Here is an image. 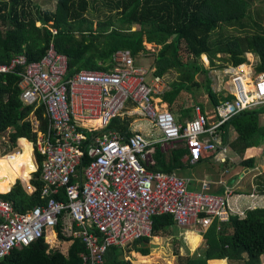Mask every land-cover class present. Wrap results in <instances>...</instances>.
Here are the masks:
<instances>
[{"label": "built area", "instance_id": "obj_1", "mask_svg": "<svg viewBox=\"0 0 264 264\" xmlns=\"http://www.w3.org/2000/svg\"><path fill=\"white\" fill-rule=\"evenodd\" d=\"M13 73L19 76L20 103L32 107L34 128H39L36 109L42 108L48 120L46 131L37 132L32 144L33 154L41 157V197L47 204L19 213L0 199V259L56 235L60 225L63 236L83 244L81 264H104L111 246L127 247L152 237L154 216L167 214L176 227L203 232L214 219L226 222L229 215L243 217L256 208L252 203L245 211L233 209L230 190L208 193L202 181L201 191H191L189 179L176 172L148 169L154 144L165 151L183 143L190 164L207 154L227 158L222 127L243 112L264 107V72L255 71L251 56L237 66L212 70L214 92L222 99L210 113L192 105V119L182 122L161 101L169 82L155 75L154 68L138 66L129 50L115 51L107 71L69 75L66 57L50 44L39 61L18 55L0 63V75ZM123 112L133 119L130 136L107 129ZM141 122L148 124V135L138 129ZM9 145L0 147V158L18 153ZM84 157L90 161L80 177ZM18 180L27 195L36 192L31 177ZM60 194L64 201L57 199Z\"/></svg>", "mask_w": 264, "mask_h": 264}, {"label": "trees", "instance_id": "obj_2", "mask_svg": "<svg viewBox=\"0 0 264 264\" xmlns=\"http://www.w3.org/2000/svg\"><path fill=\"white\" fill-rule=\"evenodd\" d=\"M94 1L97 0H56L54 11L47 12L30 0H0V63H7L12 56L18 55L30 62L39 61L52 44L57 53L66 57L69 75L79 70L107 71L115 51L129 50L136 57L148 54L145 43L152 44L157 49L153 59L154 74L163 77L171 71L176 74L169 83L168 92L162 96L169 111L182 102L185 95H191L193 88L201 89L212 107L222 99L215 94L213 82L207 77L208 69L200 60L202 55L212 69H222L242 64L246 61L245 54L254 53L258 58L255 71L264 72V0H98L107 13L95 20L88 16ZM133 26L138 29L132 30ZM225 26L236 28V33L227 36L220 33L219 29ZM197 75H203V80L197 81ZM18 80L19 76L14 73L0 75V133L10 128L8 141L11 144L17 138L28 141L19 139L22 152L7 157L12 163L11 179L18 175L26 180L35 170L30 143H35L37 132L29 121L32 107L22 106L18 100ZM191 113V108L178 111L179 121L190 120ZM263 114L264 107L246 111L222 127L223 131L232 129L236 134L229 143L234 153L243 156L248 149L261 148L264 144ZM34 115L39 131H46L48 120L43 116V109H36ZM132 120L128 116L115 117L107 129L130 136ZM222 142L228 143L226 133ZM186 153L183 143L166 152L160 150L159 144H154V162L148 169L164 173L177 170L181 175H187L188 170L196 172L203 162L198 160L193 166L182 163ZM34 154L38 169L30 185L36 192L26 195L15 181L7 194H0V199L19 213L47 204L41 197V157ZM89 161L84 157L78 167L80 177ZM1 162L0 178L5 175ZM240 163L254 167V157ZM254 190L264 198V171L256 178ZM221 191L218 188L210 192L220 194ZM1 192L4 191L0 185ZM57 199L64 201L62 194ZM170 227H175L172 216H154L151 236H162ZM56 232L59 240H71L61 234L60 225ZM201 238V252L181 259L179 264H206L211 259H226L228 264H260L264 255V207L246 210L243 217L229 215L225 223L214 220L201 233ZM44 240L11 250L0 259V264H81L84 246L79 239L72 240L66 255L49 248ZM148 241L146 237L135 240L132 249L147 256L145 244ZM188 242L195 247L198 238L189 234ZM104 264L133 263L125 257L123 247L111 246L104 254Z\"/></svg>", "mask_w": 264, "mask_h": 264}, {"label": "crops", "instance_id": "obj_3", "mask_svg": "<svg viewBox=\"0 0 264 264\" xmlns=\"http://www.w3.org/2000/svg\"><path fill=\"white\" fill-rule=\"evenodd\" d=\"M146 55H139V56L140 57H143V56H146ZM247 56H251V57L253 56V62L255 64V66L258 64V58H257V56L254 53H247V54H245L246 59H247ZM152 68H153V66H152ZM161 101H162V98H161ZM208 103H210V101H208ZM163 104L165 106H167V109L169 110L168 105L166 103H164V102H163ZM192 105H194V104H191V106L189 107V108H191V111H192ZM200 106L203 108L204 111H206V107H204L202 105H200ZM210 108H212L211 103H210ZM176 116H177V120H176L177 122H182V121L187 120V119H184V120L179 121V118H180L179 114L176 115ZM263 116H264V114L262 115V118H264ZM29 121L31 122V124L33 126V123L30 120V115H29ZM140 124L141 125L138 126V129L142 130V132L144 134H147L148 135L150 133V128L148 127V124H146V122H141ZM38 127H39V124H38ZM33 129L36 132H39V129L38 128L35 129L34 126H33ZM10 132H11V129L10 128H7L4 132L0 133V136L2 134H4V133H7V137H6L7 139H6V141H4L2 139V137H0V147L8 148V144H10L9 145L10 146V149L13 146H15L16 148H18V149H16L17 151L18 150L21 151L20 146H19V143H18L19 142V139H23V140H26V139L25 138H17L14 141V143L11 144L8 141V138H9L8 135H9ZM41 132H44V131H41ZM225 133H226L227 138H228V143H226V144H224L222 142V137L225 135ZM235 137H236V134L232 131V129H228V131H226V132L223 131V135L221 136V142H222L223 146H225V147L227 146V152H226L227 158H224L223 159L222 156L220 157V156L215 155V154H207L206 156H204V157H202V158L199 159L203 163L196 170V172L193 171V170H188L187 171L188 172L187 175H181L177 170L176 171H172V172H176L182 178L189 179L188 188H190V187L195 188V189L198 188L197 191H201V182L202 181L207 182L208 188L206 189V192H208V193H211L210 191H215L218 188H220L222 190L221 193L220 194H216V195H223L226 190H230L232 192V197H231V200H230V205H231V207L233 209L238 208L239 210H244L245 211L247 209V206L248 205H251L252 203H257L256 204V208H263L264 207V198H263V195H261L259 193H256L255 190H254L256 178H258V175L261 172L264 171V161H263V163H261L260 165H258L257 161L255 160L256 158L258 159L260 157L264 158L263 146H261V148H253L252 147V148L248 149L244 153L243 156H239L238 154L234 153L230 149V147H229V143L231 141H233L235 139ZM30 145H31V150H32V143H30ZM151 148H152L151 157H152V160H153L154 145H152ZM168 150H165V151H162L161 150V151L162 152H166ZM19 151H18V153H19ZM248 153H250V154H248ZM250 157L251 158L254 157V167H246V166H243L240 163V161H243L244 159H247V158H250ZM5 158L7 159V157H5ZM5 158L2 157L0 159V161H2L3 164H4L3 167L5 165H9V168L11 169L12 168V163L9 162V161H7V160L6 161H3V160H5ZM32 159H33V162H34V165H35V171H36L38 169V165H37V162H36V158H34L33 152H32ZM181 161H182V163L188 164L189 166H193L194 165V164H190L189 163L188 158H187V153L182 157ZM230 162H232V164ZM229 164H231V165L229 166ZM233 164H236L237 165V168L236 167L233 168L232 167ZM6 173L7 172L5 170V174ZM33 173H34V171L29 174V177L32 178ZM215 175H217V177H215ZM15 181H18L19 182L18 178L14 176L9 183L8 182H0L1 188L4 191L3 193L1 192L0 194H7L9 192L10 188L14 185V182ZM242 183H243V186H245L246 188H245V191H242L243 193H239L236 190H237V187L238 186L242 185ZM5 185H9V186L6 187ZM19 185H20V183H19ZM191 191H194V190H191ZM23 193H25V192H23ZM212 194H215V193H212ZM250 195H253V197L256 198V199L251 198ZM28 196H30V195H28ZM43 206H45V205H43ZM29 210H31V209H29ZM214 220H216V219H214ZM220 223H225V222H220ZM175 227H170V228L173 229ZM217 229H219V227H217ZM196 232L197 231H195V230L192 231V229H191V230L183 231V234L185 235V237L187 238V240H188V235L189 234H191L193 236H196L198 238V242H197L196 246L199 245V247H201V250H202V248H203V241H202V238H201V233H203V232H198V234ZM52 236L55 239V241L56 240L57 241H61V240L58 239L57 232H56V238L57 239L55 238L54 233L48 234L47 239H46V242L48 241L47 244L49 245V248H51V249H53L55 247V245L58 246V244H56L55 241H54L53 244L51 243L53 241ZM152 238L158 239V238H161V237L160 236H153ZM62 243H63V251H60V252L63 255H66L69 246L72 244V240H69L67 242L66 241H62ZM123 248H125V247H123ZM190 248H191V251L190 252H192V249H194V247H191L190 246ZM198 250H200V249H198ZM133 254L135 256H137V259H135V261L134 260L133 261L134 262H138L139 261L140 262L139 264H142V262H143L144 259H146V260L148 259L147 256H142L140 253L135 252ZM263 262H264V260L262 259V256H261V263L260 264H262ZM206 264H227V260L226 259H211V260H207L206 261Z\"/></svg>", "mask_w": 264, "mask_h": 264}, {"label": "rangeland", "instance_id": "obj_4", "mask_svg": "<svg viewBox=\"0 0 264 264\" xmlns=\"http://www.w3.org/2000/svg\"><path fill=\"white\" fill-rule=\"evenodd\" d=\"M30 2L33 5L38 6L42 11L52 12V11H54L56 0H30ZM91 4L92 5H91V9L89 10L88 16L93 18L94 20H95V18L102 19L103 14L107 13V9L105 7H103V5L98 0L94 1ZM109 14H113V12H110ZM135 29H138V26H133L132 30H135ZM236 31H237L236 28H234V27L230 28L227 26L219 29V32L220 33L223 32V34L225 36H227L228 34L233 35L236 33ZM145 47L149 51V53L143 57H140V56L135 57V63L138 66H142L145 68H151L153 66V59H154V56H155L157 49L152 44H145ZM251 58L253 59V56ZM200 60L203 63L204 67L206 69H208L207 77L212 79L211 71L214 69H212L210 67V64H208V60H207L206 56L202 55ZM175 77H176V74L173 71H171L170 73H168L165 76V79L167 80V82L170 83L171 81H173L175 79ZM203 78H204L203 75H197L196 76L197 81H202ZM214 86H215V83L213 82L212 87H214ZM196 103L206 107V111L208 113H210L211 108H210V103H208L207 96L202 92L201 89H196V88L192 89L191 95H185L182 102L176 103L175 105H173V107L171 108L170 111L173 114L174 119L177 120L176 115H178V111L188 109L191 106V104H196ZM122 116H126L125 112H123ZM261 122L264 125V118L261 119ZM0 137H2V139L4 141H6L7 133L2 134ZM262 146H264V144ZM5 157H7V156H5ZM6 160L8 161V159H6V158L3 161H6ZM255 160L257 161L258 165H260L261 163H263L264 158L260 157L258 159L256 158ZM1 163H3V162H1ZM230 163L232 164V162H230ZM231 164H229V166ZM232 167L237 168V165L233 164ZM34 172H35V170H34ZM15 177L20 178L18 175H15ZM5 186L8 187L9 185H5ZM245 188L246 187L243 186V183H242V185L237 187L236 191L239 193H243L242 191H245ZM179 229H178V227L177 228L175 227L173 229L168 228L167 231L162 233V236H160L161 238H158V239H154V238L150 237L149 242L151 244H154L155 246L147 248V250H148L147 258L148 259L147 260L144 259L143 260L144 263L142 262V264H179L181 259H183L185 257H194L197 253H200L201 247H199V245L194 247V249H192V252H190L191 248L189 246V242H188L187 238L185 237V235L183 234V231H186V230H184V229L179 230ZM188 230H190V229H188ZM195 231H197V230H195ZM196 233L198 234V231ZM55 238H56V235H55ZM52 239H53V241H52V244H53L55 241L53 236H52ZM45 242H46V240H45ZM55 242H56V244H58V246L55 245V247L53 249H56L58 251H63L62 241L56 240ZM132 248L133 247L131 244L129 246L125 247L124 248V255H125V257L131 259L133 264H139L140 263L139 261L134 262L135 259H137V256H135L133 254L135 252ZM198 249H200V250H198ZM262 259L264 260V255L262 256ZM227 264H228V262H227Z\"/></svg>", "mask_w": 264, "mask_h": 264}, {"label": "bare ground", "instance_id": "obj_5", "mask_svg": "<svg viewBox=\"0 0 264 264\" xmlns=\"http://www.w3.org/2000/svg\"><path fill=\"white\" fill-rule=\"evenodd\" d=\"M4 169L6 170V172L7 171H9V165H5L4 166ZM11 180V175H10V173L9 172H7L6 174H5V176H3L2 178H0V182H9ZM52 243V242H51Z\"/></svg>", "mask_w": 264, "mask_h": 264}, {"label": "water", "instance_id": "obj_6", "mask_svg": "<svg viewBox=\"0 0 264 264\" xmlns=\"http://www.w3.org/2000/svg\"><path fill=\"white\" fill-rule=\"evenodd\" d=\"M17 123L19 124L20 121H17ZM153 246H155V245H154V244H151L150 242H146V244H145V247H146V248H148V247H153Z\"/></svg>", "mask_w": 264, "mask_h": 264}]
</instances>
